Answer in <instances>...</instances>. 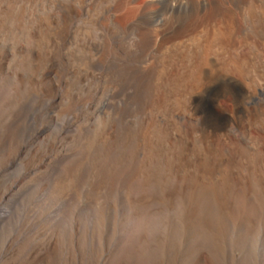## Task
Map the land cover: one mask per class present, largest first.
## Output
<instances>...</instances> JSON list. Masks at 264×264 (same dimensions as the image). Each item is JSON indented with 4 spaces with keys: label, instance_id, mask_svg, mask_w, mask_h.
Segmentation results:
<instances>
[{
    "label": "bare ground",
    "instance_id": "obj_1",
    "mask_svg": "<svg viewBox=\"0 0 264 264\" xmlns=\"http://www.w3.org/2000/svg\"><path fill=\"white\" fill-rule=\"evenodd\" d=\"M53 1L56 10L52 11L55 13L35 21L31 32L33 48L25 52L24 63L31 68V85L39 86L50 76L54 61L59 64L65 61V72L76 96L74 103L92 109L91 119H94L101 114L110 116L112 99L95 102V97H88L90 90L86 83L97 81L101 68L107 70L105 75L125 77L135 93V106H146L148 110L141 111V122L136 121L134 127L125 133V140L132 142L133 146L127 179L135 187V174L140 173L146 186L152 184L156 189L155 193L141 195L132 201L146 206L149 210L146 212L166 210L164 213L173 214L169 225H175V222L184 232L195 230L204 242L214 244V249L229 230L250 229L264 212V0ZM40 9L37 8V12L41 14ZM56 74L60 79L64 75L60 70ZM46 90L52 102H59L57 92L52 94L48 88ZM82 94L87 98H82ZM59 131L61 133V129ZM88 135L83 136L87 138ZM110 135L103 130L97 137L98 144L105 146ZM40 138L38 133L20 148L34 145ZM41 163L33 169L36 170ZM20 185V181L13 183L3 191V198ZM177 210L180 212L178 218L174 215ZM172 225L169 229L173 228ZM39 252L35 251L28 264L38 258ZM209 257L215 258L212 253Z\"/></svg>",
    "mask_w": 264,
    "mask_h": 264
},
{
    "label": "rangeland",
    "instance_id": "obj_2",
    "mask_svg": "<svg viewBox=\"0 0 264 264\" xmlns=\"http://www.w3.org/2000/svg\"><path fill=\"white\" fill-rule=\"evenodd\" d=\"M36 3L37 5L41 4L42 8L39 5L38 7ZM53 3L55 4L53 0H42L41 2L40 0H15V2L14 0H0V51L2 52L0 53V78L3 80L0 79V264H28L29 259L32 260V255H35V251L36 253L41 252L38 256L40 260L37 258L38 262L35 260L32 264H200L197 261L203 264H264V212L254 223L255 226L252 225L250 229L229 230L225 239L214 249V244L204 242L193 229L184 232L183 228L175 222H173L175 225L170 224L173 228L169 229V223L173 221V214L164 213L166 210L154 213L146 212L149 211L146 206L138 205L132 201L141 195L153 194L156 189L152 184L147 185V188L140 173L135 174L137 180L135 187L131 186L127 179L131 166L128 162H130L133 146H131L132 142L125 140V133L129 128L134 127L136 121L141 122V111H148L146 106L145 108L144 106H135V93L129 80L122 76L105 75L107 70L101 68V71H98L100 75L97 81L86 83L90 92L95 94L89 92L88 97L90 98V95L95 97V102L100 103L103 100L112 99L113 107L109 111L110 114L108 113L110 116L101 114V116L104 115L102 119L100 115L91 119L92 109L85 104L79 106L75 104L76 96H74L69 75L65 72L67 69L65 61L60 63L61 65L54 61V70L50 76L39 86L31 85V71L29 72L31 68L24 63V57L27 51L33 48L31 32L35 21L40 17L54 14L55 12L52 10H56V8H53L55 6ZM37 8L38 10L41 8L39 11L41 14L37 12ZM43 14L45 15L43 16ZM25 18L26 20H24ZM10 41L11 43H9ZM16 43L17 48H14ZM11 67L13 68L11 69ZM57 69L64 74L61 79L56 74ZM29 78L30 80H28ZM18 85H21L22 88ZM47 88L52 94L55 92L59 94V102L51 101V96L45 92ZM118 89L120 90L118 91ZM105 90L108 91L105 92ZM120 91L122 92L120 93ZM85 97L87 98L82 94V98ZM99 100L100 102H98ZM63 107L64 114H61ZM71 114L72 116H70ZM112 118L115 119L114 123ZM75 128L80 132H77ZM103 130L111 134L105 146L98 144L97 140L99 133ZM38 133L41 134L38 143L20 148L30 137ZM84 134L89 135L86 138L83 136ZM122 140L123 143H121ZM118 141L120 142L118 143ZM71 143L73 144L71 145ZM104 147L106 148L104 149ZM124 153L126 154L124 155ZM51 158L53 159L51 160ZM41 161V166L36 167V170L33 169ZM102 172H105V177ZM69 177L70 179H68ZM16 181H20L21 185L3 198L5 190ZM128 197L130 198L128 199ZM127 204H130L129 207ZM177 211L174 212V215L178 218L180 212ZM251 238L255 240L251 242ZM230 241L233 242L231 243L234 244L233 246L229 243ZM240 243L242 244L240 245ZM169 245L173 248L171 249ZM204 250L210 253L207 251L206 253ZM211 253L212 257H215H213L214 260L209 257ZM183 255L187 257H183Z\"/></svg>",
    "mask_w": 264,
    "mask_h": 264
}]
</instances>
